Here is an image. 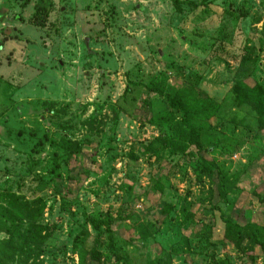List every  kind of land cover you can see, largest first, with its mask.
Returning a JSON list of instances; mask_svg holds the SVG:
<instances>
[{"label":"rangeland","instance_id":"1","mask_svg":"<svg viewBox=\"0 0 264 264\" xmlns=\"http://www.w3.org/2000/svg\"><path fill=\"white\" fill-rule=\"evenodd\" d=\"M181 1L0 0V264H264V0Z\"/></svg>","mask_w":264,"mask_h":264},{"label":"trees","instance_id":"2","mask_svg":"<svg viewBox=\"0 0 264 264\" xmlns=\"http://www.w3.org/2000/svg\"><path fill=\"white\" fill-rule=\"evenodd\" d=\"M174 5L178 8H181L183 4H186V2H182L181 0H171ZM179 99L182 100V104L185 106L186 104V126L188 128V131L191 135V140L188 138V142L186 144H183L182 150L185 152V154H188L192 159L196 160V163L193 164L195 167V171L198 175H207L210 179L211 183V193H212V199L215 197H218L220 200H226L228 194L232 191L231 190V184L228 176L220 169L218 164H216L212 158H209L211 151L210 149H207L204 147L201 143V135L196 132L195 128L193 127V124L189 120V118L197 117L194 114V107L198 106L199 104V98L194 96L193 94H189L186 92V98L184 96H181ZM175 105V101H172ZM147 103V102H146ZM189 132H183V135L186 134V139L189 136ZM197 149L198 153H194V151ZM199 155L201 157H199ZM211 157V156H210ZM9 221V220H7ZM88 221L94 225L95 229L101 230V224L105 222H100L95 218H88ZM227 226L230 235L233 237V239L237 242V247L242 250V246L238 243L241 238V229L240 227L235 224L234 222L227 220ZM12 228L14 230V240L8 239L5 240V243L7 244V249H16L18 243L17 238V232L19 228L17 225L12 224Z\"/></svg>","mask_w":264,"mask_h":264}]
</instances>
